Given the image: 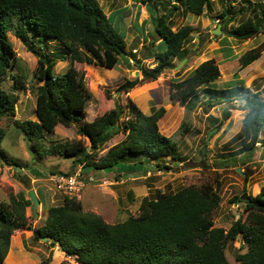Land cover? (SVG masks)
<instances>
[{"label":"trees","instance_id":"1","mask_svg":"<svg viewBox=\"0 0 264 264\" xmlns=\"http://www.w3.org/2000/svg\"><path fill=\"white\" fill-rule=\"evenodd\" d=\"M141 1L157 10L153 0ZM180 4L183 10L196 14L211 8V0H176L172 6L180 8ZM252 4L253 0H243L239 11ZM229 10L222 4L218 17L224 22L223 28H226ZM262 12L264 14V6ZM262 24L263 21L257 23L248 15L234 25L229 34L237 39L248 38L259 33ZM172 26V17L166 13L160 12L154 20V32L165 43V49H149L156 61L151 68L142 67L143 77L156 78L171 57L183 53L192 26ZM9 31L36 56L31 87L38 94L37 118H15L13 122L39 158L60 154L73 158L74 163L81 164V169L86 171L115 168L121 171L129 164L148 162L151 166L154 163L160 166L156 159L174 152L176 142L159 126L165 111L163 106L146 113L130 103L128 110L134 115L123 118L125 109L116 102L115 109L88 121L83 119L90 91L79 81L74 62L113 67L119 55L128 52L125 37L116 29L99 0H0V80L17 60ZM52 43L57 44L51 47ZM263 49L264 41L246 49L239 55L241 66L260 56ZM130 52L133 53L132 48ZM58 60H68L61 72L54 71ZM130 60L128 64L133 62ZM132 60L141 66L140 59ZM10 74L18 85L13 84L15 89L11 91L0 85V119L15 114L18 89L24 86L20 77ZM219 75L215 58L209 57L182 79L171 78L173 87L169 95L190 108L186 103H195L199 95L215 99L247 92L251 112L240 133L242 148L253 151L255 144L260 142L264 153V135H259L264 133V101L257 102L254 95L257 90L242 82L212 87L211 81ZM139 80L138 77L127 78L118 85L119 89L129 90ZM259 93L262 94L260 88ZM58 123L74 124L76 132L86 136L89 144L86 145L81 137L49 139L46 144L43 141L48 139L46 133L52 132ZM118 132L123 136L100 154L104 144ZM4 134L0 126V160L21 165L15 159L10 160L2 147ZM35 173L42 174L37 170ZM220 199V194L209 183H191L175 190L155 188L141 197L136 213L108 222L100 214L84 210L80 199L64 194L60 202L47 207L42 222L35 226L25 215V207L31 200L22 195H10L8 201L0 200V264H4L9 251L11 234L19 228L31 229L34 240L48 235L51 245L60 244L64 253L80 264H231L225 248L234 240L239 241L240 250L235 255L238 264H264V183L256 194L247 193L240 198L243 212L227 228L214 225L212 218ZM50 259L51 253L35 264H49Z\"/></svg>","mask_w":264,"mask_h":264},{"label":"rangeland","instance_id":"2","mask_svg":"<svg viewBox=\"0 0 264 264\" xmlns=\"http://www.w3.org/2000/svg\"><path fill=\"white\" fill-rule=\"evenodd\" d=\"M99 1L116 29L125 37L128 52L120 54L113 67L93 62H74L79 81L90 91V98L85 101L83 119L88 121L115 109L116 102L121 103L125 109L123 118L134 115L128 110L130 103H135L146 113L163 106L165 111L159 119V126L162 132L176 142L174 152L156 159L160 166L152 160L154 166L148 162L129 164L125 167L127 170L121 171L116 168L86 171L81 169V164L74 163L73 158L60 154H46L39 158L13 122L15 118H37L35 108L38 94L31 87L34 83L32 71L36 65V56L26 49L20 38L9 31L8 37L17 60L0 80V85L6 90H14L13 84L18 83L13 81L10 74L13 73L20 77L24 86L18 89L15 114L0 119V126L5 130L1 145L7 150L9 159H15L21 165L0 160V200L8 201L10 195L29 198L28 189L33 188L41 199L37 205L38 215L32 212L31 203L25 207V215L27 221L35 226L42 222L47 207L60 202L64 194L80 199L84 210L94 211L108 222H116L129 213H136L141 197L155 188L175 190L191 183H209L221 196L218 207L212 213L214 225L227 228L243 212V201L240 198L243 199L247 193L256 194L264 183L262 146L258 142L253 151L243 150L240 139L242 129L237 131L229 118L230 113L221 116L224 107H235L232 100L240 93L215 99L199 95L195 103H186L188 108L169 95V89L173 87L170 79H182L199 62L214 57L220 75L211 81L212 87H226L242 82L252 90L261 89L264 85V49L260 56L244 66L240 64L239 55L264 41V0H253V4L242 11L239 9L243 0H211V8H205L199 14L183 10L181 4L180 8H173L176 0H153L157 9L155 11L151 4L141 0ZM222 4L230 8L226 16V28L222 27L224 22L218 17ZM160 12L172 17L173 28L189 24L192 30L183 53L171 57L167 67L156 78H146L142 75V67L151 68L156 61L149 49H165L163 40L156 31L153 32L154 20ZM248 15L257 23L263 21L260 32L244 39L231 36L229 30ZM217 24H220L219 34L213 32ZM56 44L52 43L51 47ZM131 48L133 53L130 52ZM132 58L140 59L141 66ZM128 60L133 62L128 64ZM181 60L182 63L176 66ZM67 64L68 60H58L54 71H63ZM134 77L141 80L129 90L119 89L118 85L122 81ZM261 92L264 94V91ZM75 129L74 124L58 123L52 132L46 133L48 139L41 140L48 144L49 139L71 140L81 137L88 145L89 139L79 135ZM259 135L263 136L264 133ZM122 136V132L115 134L99 153L102 154ZM237 166L240 170L236 169ZM34 167L42 174L37 175ZM60 171L80 174L83 184L78 191L66 192L56 186L55 176L60 175ZM30 233L31 229L27 228L13 231L4 264H35L49 253V264H80L73 256L66 255L58 244L51 245L48 238L34 240L29 236ZM238 246V240L226 245V256L231 264H238L235 256L240 250Z\"/></svg>","mask_w":264,"mask_h":264},{"label":"clouds","instance_id":"3","mask_svg":"<svg viewBox=\"0 0 264 264\" xmlns=\"http://www.w3.org/2000/svg\"><path fill=\"white\" fill-rule=\"evenodd\" d=\"M254 95L256 96L257 102L264 101V94H260L259 90H257ZM232 103L235 104V107H226L225 114L228 115L230 113L229 118L234 123V126H236L237 131H239L244 127L245 121L248 120L249 114L251 112L248 93H240L238 97L233 98Z\"/></svg>","mask_w":264,"mask_h":264},{"label":"built area","instance_id":"4","mask_svg":"<svg viewBox=\"0 0 264 264\" xmlns=\"http://www.w3.org/2000/svg\"><path fill=\"white\" fill-rule=\"evenodd\" d=\"M55 182L58 188H63L66 192L78 191L80 188L79 186H82L83 184L80 174L77 173H61L60 175L55 176Z\"/></svg>","mask_w":264,"mask_h":264},{"label":"water","instance_id":"5","mask_svg":"<svg viewBox=\"0 0 264 264\" xmlns=\"http://www.w3.org/2000/svg\"><path fill=\"white\" fill-rule=\"evenodd\" d=\"M220 31H221V29H220V24H217L216 28L213 29V32H214L215 34H219ZM186 58H187V57H184V59H186ZM181 63H182V60H181L176 66H179ZM261 91H264V85L261 87ZM225 108H226V107H224V109H223V111H222V114H221L222 117H225V116H226V114H225ZM236 169H237V170H240V168H239L238 166L236 167ZM28 196H29V198L31 199V210H32V212L34 213V215H38L37 205L40 203V200H39V198L37 197V195H36V193H35V191H34L33 188L28 189ZM246 196H247L246 194L243 195V197H246ZM46 238H49V236H48V235H43V236L41 237L42 240H44V239H46ZM58 246H59V248H60L61 250H63V249H62V246H61L60 244H58Z\"/></svg>","mask_w":264,"mask_h":264},{"label":"crops","instance_id":"6","mask_svg":"<svg viewBox=\"0 0 264 264\" xmlns=\"http://www.w3.org/2000/svg\"><path fill=\"white\" fill-rule=\"evenodd\" d=\"M153 32H154V31H153ZM144 39H145V38H144ZM263 83H264V82H263ZM31 235H32V230H31V233H30V235H29V236H31ZM27 236H28V235H27ZM29 236H28V237H29ZM28 237H27V238H28ZM51 247H52V246H51ZM9 250H10V249H9Z\"/></svg>","mask_w":264,"mask_h":264}]
</instances>
